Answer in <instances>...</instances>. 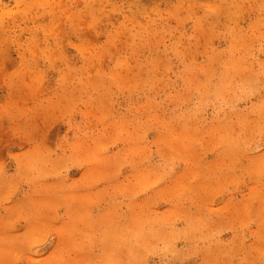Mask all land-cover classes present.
Masks as SVG:
<instances>
[{"label": "rangeland", "instance_id": "obj_1", "mask_svg": "<svg viewBox=\"0 0 264 264\" xmlns=\"http://www.w3.org/2000/svg\"><path fill=\"white\" fill-rule=\"evenodd\" d=\"M0 8V264H264V0Z\"/></svg>", "mask_w": 264, "mask_h": 264}, {"label": "bare ground", "instance_id": "obj_2", "mask_svg": "<svg viewBox=\"0 0 264 264\" xmlns=\"http://www.w3.org/2000/svg\"><path fill=\"white\" fill-rule=\"evenodd\" d=\"M3 1V0H2ZM1 0H0V6H1V2H2ZM3 6V5H2ZM0 9H2V8H0Z\"/></svg>", "mask_w": 264, "mask_h": 264}]
</instances>
